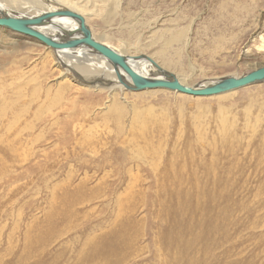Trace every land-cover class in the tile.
<instances>
[{"label":"rangeland","instance_id":"obj_1","mask_svg":"<svg viewBox=\"0 0 264 264\" xmlns=\"http://www.w3.org/2000/svg\"><path fill=\"white\" fill-rule=\"evenodd\" d=\"M71 1L96 40L160 68L154 52L169 49L166 37L180 31L168 53L178 64L162 69L185 86L264 66V0ZM25 10L6 11L36 12ZM59 59L58 51L0 28V264H169L162 241L172 237L173 208L178 201L191 207L196 186L210 189L199 157L209 158L201 153L207 142L220 148L218 104L230 107L240 129L243 107L264 105V83L231 92L228 101L166 90L137 100L118 90V120L103 108L110 102L104 87L80 81ZM149 105L158 124L143 135L133 118ZM250 114L255 133L243 130L242 145L264 147V109L252 106ZM248 178L235 186L214 264H264V157Z\"/></svg>","mask_w":264,"mask_h":264},{"label":"bare ground","instance_id":"obj_2","mask_svg":"<svg viewBox=\"0 0 264 264\" xmlns=\"http://www.w3.org/2000/svg\"><path fill=\"white\" fill-rule=\"evenodd\" d=\"M50 1L54 3L53 6L46 5V2L43 3L39 0H0V15L12 16L8 14L7 11L11 12L12 9L17 10L18 8L20 10H23L25 14V9L36 11L35 13L26 15L27 17L29 16L28 18L37 17L55 11H70L83 17L82 13H80V11H77V8L75 9L74 3L71 0ZM24 13L22 14L24 15ZM84 20L86 23V19ZM77 26V23L71 19L54 18L45 22L41 27H37L35 29L56 42H63L78 37V33L76 31ZM181 36L183 35L179 31L173 34V36L166 37L168 39V44H170L169 49H172L175 43H179L181 41V39L183 38ZM94 37L95 36L92 34V38L96 40ZM96 41L100 42V40ZM104 45L109 47V45L107 44ZM167 47L168 46H166L165 44H162L159 47L160 50L154 52V54L157 57L155 59H158L162 68L164 67V69L170 71L169 68L172 67V65L176 66L178 63L169 58L168 53L170 51ZM110 48L112 47L110 46ZM112 49L123 55L115 48ZM85 50L93 53V55L88 54ZM54 51H58L60 63L63 64L64 67L68 69L70 68V70L75 73L80 81H97L98 84L94 85V88L96 90H101V88L104 87V90H106V94L110 96V102L108 106H104L103 108L106 107V110L110 111L109 116L113 114L114 119L116 118L119 120L120 116L123 113L122 108L118 104L114 103V95L118 90L122 91L126 89L120 86V84L117 82L116 76L112 71V66L110 65V63L98 54L90 51L85 47L59 49ZM123 56L130 57L131 59L135 57L126 55ZM130 65L134 69V71H136L143 77H157L154 67L153 69H151V65L144 60L132 61L130 62ZM152 71L153 74L151 75ZM111 80L112 82L110 83ZM178 80L182 85H185V83L181 81L180 78ZM105 82H109L110 84H106ZM99 83H103L106 86H98ZM108 85L111 87H109ZM158 91L165 90H144L140 92H130V94H135L134 98L137 100H143L146 97H149V94ZM229 93L217 95L216 97L219 101H228ZM126 96L127 95H125V97ZM186 96L187 95H184L182 97ZM196 98L199 99L202 97ZM218 105L219 111L216 114L215 122L218 126L220 148L218 149L217 147H215L216 144L207 142V146L205 148L201 147V153L206 151L209 155V158L203 159V154L199 157V163L201 169H203L202 176L206 179V182L208 183L207 187H209L210 189L207 192L206 187L199 188L198 186H196L195 195L192 196L191 207L188 208L185 203L178 201L175 209L173 208L175 218L174 224L170 229L171 231L173 230L172 237H170L168 233L165 232L169 239L164 238L165 240L162 241H165L164 249L166 251L171 250V260L168 261L169 264H214L217 262V259L212 258L211 253L212 251L217 250L224 245V237L226 238L225 241L227 240V227L230 226L229 210L237 202L235 197L238 190L235 186L237 182L245 180L244 178L249 179V169L251 168V171L253 172L254 168H256L257 165L259 166L261 160L264 157V147L260 146L259 142L253 141V143H255L257 146H253L251 143L242 145L243 143L241 142V135L243 134V130L249 131L251 135L255 133L254 130L257 124V116L252 120L250 108L252 106L258 105L260 108L264 109V105L258 104L255 101H250L246 106H244V123L243 127H241L240 129H238V127L236 126V117L234 113L233 116L231 115L232 113L230 114L229 112L230 107L226 108L221 103H219ZM232 106L233 105H231V107ZM143 108L144 109L139 108L138 111H135L133 122L134 125L143 133V135H146L152 125L156 127L158 121L155 120L153 122L154 118L152 119L153 111H155L156 107L155 109H153V106L149 105ZM144 114H146L147 117L144 118ZM150 151L156 152L155 148H151ZM142 154L144 155L143 151ZM202 160L206 162L203 164L201 163ZM193 162H196V159H194ZM198 177L199 176L194 173V175L192 176V180H194L195 182L198 180ZM177 194L178 195H176V197L179 196V193ZM238 205L239 204H237L236 206ZM162 264H167L166 258L163 259Z\"/></svg>","mask_w":264,"mask_h":264},{"label":"water","instance_id":"obj_3","mask_svg":"<svg viewBox=\"0 0 264 264\" xmlns=\"http://www.w3.org/2000/svg\"><path fill=\"white\" fill-rule=\"evenodd\" d=\"M54 18H68L75 21L78 25L76 29L78 37L68 41L56 42L35 29ZM0 28L32 38L54 50L85 47L108 61L112 66L117 82L130 92L164 89L191 97H213L264 83V66H262L243 76L226 77L207 85L197 87L182 85L173 74L157 66L149 57L139 56L132 59L124 57L112 48L94 40L84 18L70 11H55L32 18L0 15ZM141 60L154 67L157 77L146 78L134 71L130 62Z\"/></svg>","mask_w":264,"mask_h":264}]
</instances>
